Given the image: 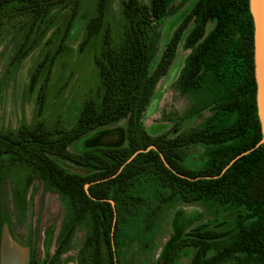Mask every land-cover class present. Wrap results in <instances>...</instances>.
I'll list each match as a JSON object with an SVG mask.
<instances>
[{"label":"trees","instance_id":"1","mask_svg":"<svg viewBox=\"0 0 264 264\" xmlns=\"http://www.w3.org/2000/svg\"><path fill=\"white\" fill-rule=\"evenodd\" d=\"M11 1L20 2L24 14L33 13L31 17L36 20L50 17L49 13L59 7L51 20L66 13L64 40L82 2L0 0V8ZM171 3L123 0V30L115 38L107 21L111 0H99L96 13L86 24L80 48L90 43L97 47L94 63L99 85L87 97L76 123L68 130L49 129L40 122L20 136L0 133V177L9 163L20 160L29 169L25 189L31 178L38 176L62 195L68 208L69 221L59 234L57 251L45 264H62L64 245L75 227L85 222L90 232L82 248V261L92 256V264H114L115 210L114 240L119 250L123 226L142 217L150 230L163 207L178 201L202 205L212 216L169 242L158 264H177L183 252H190L189 264H264V145H258L262 131L256 101L255 27L249 0H198L153 69L162 37L159 23L171 13ZM210 21L215 24L206 31ZM185 32L184 44L190 54L177 79L179 89L187 92L201 87L209 73L230 76L229 93L218 108L234 116V121L172 136H154L145 127L143 116ZM65 48L60 45L49 65ZM45 65L46 61L42 62L34 72V82ZM125 118L128 124L124 144L101 143L79 153L69 151V146L80 138ZM196 143L210 148L206 163L191 169L183 164L184 148ZM152 145L156 148L147 150ZM139 150L144 151L132 157ZM56 158L90 173L74 172ZM87 183L90 185L86 189ZM19 191L14 190L16 195ZM29 264L38 262L31 258Z\"/></svg>","mask_w":264,"mask_h":264},{"label":"rangeland","instance_id":"2","mask_svg":"<svg viewBox=\"0 0 264 264\" xmlns=\"http://www.w3.org/2000/svg\"><path fill=\"white\" fill-rule=\"evenodd\" d=\"M122 1L111 0L107 20L115 38L123 30ZM141 1L147 3L149 0ZM197 1L172 0L171 13L159 23L162 37L152 62L153 69ZM98 4L99 0H82L78 16L65 40L67 20L63 18L66 13L51 20L59 7L44 20L31 17L33 13L25 15L17 1L0 8V133L20 136L23 130L40 122L49 129L68 130L76 123L87 97L93 95L99 85L94 63L97 47L90 43L80 49L86 24L96 13ZM214 24V21L208 22L206 31H210ZM185 36L186 32L177 44L168 73L158 81L151 104L143 116L145 127L154 136L163 133L172 136L193 128L227 125L234 121V116L218 108L222 98L229 93L230 76L226 78L209 73L201 87L187 92L179 89L177 79L190 54V49L184 44ZM60 45L66 48L49 65ZM45 61V67L41 68V74L34 82V72ZM127 124L128 118H125L95 130L75 141L68 149L79 153L101 143L122 145ZM114 132H118L116 140H106ZM209 148L203 143L187 146L183 164L191 169L202 167L207 161ZM56 159L74 172L90 173L65 159ZM28 173L27 166L18 160L17 163H9L1 174L0 244L8 232L13 242L29 249L30 259L45 264L57 251L58 237L68 223L69 211L62 195L48 187L40 177H32L25 189ZM15 188L20 190L19 195L15 194ZM211 216L202 205L178 201L163 207L150 230L145 228L142 217L134 219L123 226L119 263L158 264L169 242L184 236L199 222L210 220ZM89 232L87 222L75 227L60 255L62 264H79L81 249ZM190 259V252H183L177 264H189Z\"/></svg>","mask_w":264,"mask_h":264},{"label":"water","instance_id":"3","mask_svg":"<svg viewBox=\"0 0 264 264\" xmlns=\"http://www.w3.org/2000/svg\"><path fill=\"white\" fill-rule=\"evenodd\" d=\"M250 11L254 20V65L255 79L257 83L256 101L259 120L261 123L262 138L258 145H264V0H249ZM118 137V132H114L106 140ZM156 148L154 145L149 146V149ZM144 150L137 151L132 157ZM244 152L243 154H246ZM242 155V154H241ZM239 155L238 157H240ZM162 158L165 160L161 153ZM238 157L232 160L233 163ZM89 183L85 188L89 187ZM115 207V203L112 200ZM30 251L29 249L21 248L17 243L13 242L9 233L5 232L0 244V264H29Z\"/></svg>","mask_w":264,"mask_h":264},{"label":"flooded vegetation","instance_id":"4","mask_svg":"<svg viewBox=\"0 0 264 264\" xmlns=\"http://www.w3.org/2000/svg\"><path fill=\"white\" fill-rule=\"evenodd\" d=\"M111 202H112V200H111ZM113 205V204H112ZM114 207V206H113ZM115 208V207H114ZM116 220H117V218H116V210H115V219H114V221H113V223H114V226H113V228H112V251H113V258H114V264H120L119 262H120V260H119V254H118V250H117V248H116V245H115V240H114V229H115V224H116ZM69 221V220H68ZM89 225V224H88ZM85 242V241H84ZM83 246H84V244H83ZM83 246H82V248H83ZM81 253H82V249H81ZM104 253V252H103ZM82 255V254H81ZM80 255V257H79V264H83V262H84V264H92V259H93V257L91 256V257H89V260L87 261V262H85V261H82L83 260V255L81 256ZM104 255H105V257H106V259L108 260V256L104 253ZM51 259V258H50Z\"/></svg>","mask_w":264,"mask_h":264}]
</instances>
